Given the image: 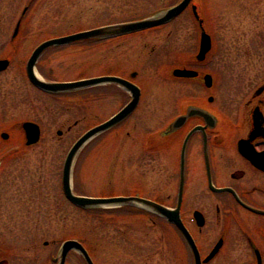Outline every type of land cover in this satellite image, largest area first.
I'll list each match as a JSON object with an SVG mask.
<instances>
[{
	"label": "rangeland",
	"instance_id": "374dc122",
	"mask_svg": "<svg viewBox=\"0 0 264 264\" xmlns=\"http://www.w3.org/2000/svg\"><path fill=\"white\" fill-rule=\"evenodd\" d=\"M175 1L41 0L28 12L23 34L8 41V21L20 12L22 1L0 0V23H4L0 25V56L11 58L8 68L0 72V131L21 139L17 126L22 120L32 119L42 127L39 142L29 146L21 139L15 155L6 158L0 171L1 205L6 210L0 211V218L7 223L0 231V244L7 250L10 264H56L54 257L66 238L80 239L95 264H179L181 255L188 264L189 253L187 249L182 251L180 238L172 233H165L163 238L156 227L162 224L154 216L142 215L136 207L88 214L72 205L63 193L62 165L68 149L85 129L116 111L124 94L106 91L105 84L95 85L92 98L78 104L73 91H41L25 72L30 51L43 39L157 12ZM198 2L214 41L208 66L219 67L229 97L232 92L233 97H241L264 81V0ZM140 33L143 35L112 41L52 46L38 58L36 70L49 79L75 80L105 74L110 71L111 59L114 63L122 59V68L113 70L139 72L137 80L143 87L139 109L146 134L153 128L155 88L163 84L167 91L174 82L169 78L160 80L156 60L165 58L170 64L180 45L187 44L195 51L199 29L188 7L167 25ZM169 33L170 38L165 37L167 42L159 49L158 44ZM4 141L0 137V153L4 152ZM106 141V132H102L81 149L72 171V187L78 193L111 196L129 191L136 184L142 166L131 162L127 165L115 150L110 159ZM147 155L143 178L151 183L154 174ZM20 186L25 189L16 190ZM16 193L23 197L17 200ZM65 264L86 263L78 251L70 250Z\"/></svg>",
	"mask_w": 264,
	"mask_h": 264
},
{
	"label": "flooded vegetation",
	"instance_id": "af4514ba",
	"mask_svg": "<svg viewBox=\"0 0 264 264\" xmlns=\"http://www.w3.org/2000/svg\"><path fill=\"white\" fill-rule=\"evenodd\" d=\"M21 1L20 12L13 20L8 21V41H14L23 34L29 21L28 12L41 0ZM137 17L138 15L124 17L105 24ZM175 18L151 28L89 42L143 35L140 32L161 28ZM194 20L199 29L195 51L189 49L187 44L180 45L170 64L165 58L156 60V72L160 80L164 82L169 78L174 82L167 91L163 84L155 88L153 128L146 134V125L139 109L143 94V87L137 80L139 72L136 69L129 72L115 71L122 68V59L116 63L112 59L109 62L110 71L104 75L118 76L134 83L139 88V96L134 108L106 129V147L110 159L115 150L121 154V160H126L127 165L131 162L142 166L134 187L113 195L137 196L168 207L171 215L179 217L190 234L199 252L201 264H264V81L245 94H240L241 97H233L234 92L229 97L219 67L208 66L210 55L214 53L213 35L208 20L204 21L211 35V48L202 58L197 57L200 27L198 20ZM170 36V33L164 36L162 44H158L159 49L165 46L166 38ZM0 58H8V66L10 65V57ZM113 67L116 69L113 70ZM175 68L190 69L194 73L175 75ZM88 77L92 76L78 79ZM44 78L49 79L47 76ZM104 84L107 85L106 91L116 90L124 94L121 106L107 117L109 118L128 104L134 93L130 88L113 81ZM95 85L101 84L75 89L76 102L80 104L89 101ZM79 119L74 123L77 124ZM25 121L38 125L37 141L26 142L23 128ZM17 128L21 132V139L29 146L35 145L42 137L41 125L32 119L22 120ZM6 132L8 135L3 138L6 140L3 142L4 152L0 153V171L6 158L15 155L21 141L13 138L12 133ZM8 139L10 143L7 142ZM146 153L147 161L150 162L148 165L152 166L154 174L151 183H146L143 178ZM79 159L80 151L75 162H79ZM1 182L0 174V211L6 212L1 205ZM32 188L33 185L30 189ZM18 189L23 191L25 188L20 186L16 190ZM16 197L18 200L23 194L16 193ZM136 208L142 215L157 218L162 227H156L162 231L160 233L163 238L165 233H172L180 238L182 251L187 249L189 253L188 264H194L193 249L174 220L144 205H137ZM6 225L0 218V231ZM6 253L7 250L0 244V264H10ZM182 256L179 257L182 261L179 260L178 263L186 264Z\"/></svg>",
	"mask_w": 264,
	"mask_h": 264
},
{
	"label": "water",
	"instance_id": "95a60500",
	"mask_svg": "<svg viewBox=\"0 0 264 264\" xmlns=\"http://www.w3.org/2000/svg\"><path fill=\"white\" fill-rule=\"evenodd\" d=\"M191 0H179L177 3L167 7L166 9L160 10L150 15H146L144 17L120 22L113 24H106L97 26L94 28L76 31L73 33H68L65 35H60L56 37H52L42 41L39 45L35 47L33 52L26 63V72L30 81L36 85L37 87L49 91V92H63L70 91L80 87H85L91 84L98 83H106L109 81L116 82L120 85H123L127 88H130L133 91V98L131 101L126 104L122 109H120L115 115L112 117L100 122L99 124L94 125L89 128L85 133H83L70 147L68 150L62 168V188L65 196L68 200H70L73 204L78 205L80 207H108V206H119L123 204H131V205H144L152 211H157L165 216H167L170 220H174L178 227L184 233L186 239L188 240L191 248L193 249L195 264H201L199 252L190 237V234L187 232L184 225L181 223L179 217L175 218L171 215L170 209L162 204H159L155 201L137 197V196H89L78 194L72 189V166L74 162L75 155L79 151V149L93 136L98 133L106 130L108 127L121 120L129 111L137 103L139 96L138 87L132 82L118 77V76H110V75H100L89 78H83L78 80H68V81H53L46 80L41 78L35 71L34 64L38 58V56L44 51L46 48L74 42L77 40L91 39V38H100L107 37L111 35L128 33L140 29H144L147 27L155 26L158 24L165 23L178 15L189 3ZM192 12L195 18L198 20V23L201 28L200 33V43H199V51L197 54L198 58H202L204 54L210 49L211 46V38L210 34L206 30L204 26V18L200 13V6H198L195 2L191 4ZM9 59L8 58H0V70L6 68L8 66ZM194 71L186 68H175L173 70V74L175 75H189L193 74ZM23 127L25 129L27 143L35 142L39 136V127L36 123L31 121L23 122ZM58 133H61L58 130ZM3 136H7L6 133H2ZM77 250L85 260L86 264H94L92 258L90 257L88 251L84 247V245L77 239L68 238L62 241L58 256L56 257V264H65V259L68 252L71 250Z\"/></svg>",
	"mask_w": 264,
	"mask_h": 264
},
{
	"label": "trees",
	"instance_id": "16d2710c",
	"mask_svg": "<svg viewBox=\"0 0 264 264\" xmlns=\"http://www.w3.org/2000/svg\"><path fill=\"white\" fill-rule=\"evenodd\" d=\"M81 210L85 211L88 214H92V213H98V212H106V211H119V210H123L127 207L125 206H121V207H114V208H110V207H86V208H82L80 207Z\"/></svg>",
	"mask_w": 264,
	"mask_h": 264
}]
</instances>
